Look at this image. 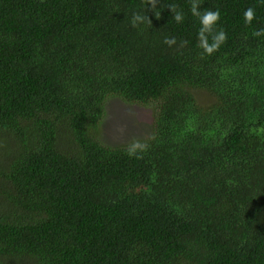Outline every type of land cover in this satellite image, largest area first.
Segmentation results:
<instances>
[{"label":"trees","instance_id":"1","mask_svg":"<svg viewBox=\"0 0 264 264\" xmlns=\"http://www.w3.org/2000/svg\"><path fill=\"white\" fill-rule=\"evenodd\" d=\"M198 2L212 55L192 0H0V264H264V0ZM112 97L149 137L102 140Z\"/></svg>","mask_w":264,"mask_h":264},{"label":"clouds","instance_id":"2","mask_svg":"<svg viewBox=\"0 0 264 264\" xmlns=\"http://www.w3.org/2000/svg\"><path fill=\"white\" fill-rule=\"evenodd\" d=\"M151 5V8L155 11L157 0H146V5ZM171 12L173 13L172 18L177 23H182L185 19L184 13L182 11H177V6L175 4L167 5ZM199 2L198 0H192L190 12L193 16L197 17L200 21L201 27L198 29L197 37H198V47L203 49V54L212 55L214 52L218 51L220 46L227 42V33L220 28L217 30L216 25L220 20V12L219 10H207L201 12L199 10ZM157 18L160 17V14L155 12ZM244 22L245 24H251L254 19H256L255 10L252 7H248L244 13ZM147 21L149 24L152 23V20L149 16L141 15L140 13H133L131 19L132 27H138L139 23H143ZM253 36L261 37L264 36V28L255 30L253 32ZM209 38H211V43H209ZM169 47H172L177 44V40L175 37H165L163 41ZM187 42L180 41V46L183 47ZM147 150V145L141 143L139 141H134L130 147L126 150L129 156H135L137 151L143 152ZM139 158V157H137Z\"/></svg>","mask_w":264,"mask_h":264},{"label":"rangeland","instance_id":"3","mask_svg":"<svg viewBox=\"0 0 264 264\" xmlns=\"http://www.w3.org/2000/svg\"><path fill=\"white\" fill-rule=\"evenodd\" d=\"M198 96L203 101L208 99L206 93ZM153 110L152 105L139 106L118 100L116 97L110 98L106 103L101 124L102 140L113 146L128 145L137 138L142 139L147 135L149 137L152 133Z\"/></svg>","mask_w":264,"mask_h":264}]
</instances>
